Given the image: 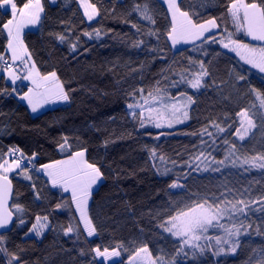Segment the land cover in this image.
Wrapping results in <instances>:
<instances>
[{"label":"trees","instance_id":"16d2710c","mask_svg":"<svg viewBox=\"0 0 264 264\" xmlns=\"http://www.w3.org/2000/svg\"><path fill=\"white\" fill-rule=\"evenodd\" d=\"M24 2L17 0L19 6ZM229 2L183 0L181 10L188 11L197 22L216 17L220 24L215 32L217 40L225 38L227 42V34L232 33L234 39L250 44L243 33H235L227 13ZM89 3L95 4L98 16L86 24L78 12L77 0H57L54 6L44 0L38 28L22 35L37 70L42 75L55 71L64 89L71 93L68 104L33 117L20 101L21 92L19 97L15 96L13 86L0 75V153L18 148L23 153L22 159L33 165V169L27 168L30 180L18 174L19 170L8 175L13 188L10 208L19 204L23 212L17 213L12 208L14 224L3 235L5 240L0 246L16 253L21 264H106L95 259L92 249L96 247L120 252L119 259L109 264H127L129 257L133 258L145 244L153 258L163 257L168 264H260L264 260V212L258 209L264 203L260 201L264 197V168L251 170L228 165L222 166L221 172L197 170L189 175L187 165L199 164L203 168L195 156L205 149L201 139L208 145L212 139L207 134L201 137L193 133H201L205 126L216 138L215 150L212 147L205 150V156L211 159L223 160L228 154L225 138L237 145L244 144L236 153L242 159L264 154V124L260 120L264 108L257 98V93L264 94V76L220 43L199 41L172 51L166 39L171 29L170 18L159 0H89ZM145 6L152 20L144 18ZM10 18V13L0 8V28ZM95 30H100L99 38ZM84 32L92 33L91 39ZM6 35L0 30V54L5 57ZM59 35L65 37V42L58 39ZM141 41L139 47L134 46ZM72 44L78 45L75 53L70 51ZM189 58L204 61L210 73L205 77L208 87L199 92L187 86L181 88L196 101L190 109V121L168 130L157 129L153 124L141 128L139 120H133L127 110V104L132 102L130 93L136 91L139 99L140 88L146 94L153 90L157 80L161 81V87L166 86L162 71L168 68L181 71L188 67ZM193 70H199L198 63ZM239 76L245 79L239 80ZM170 92L175 95L177 90ZM241 109L256 113L252 117L256 127L244 142L231 135L239 127L236 113ZM213 120L223 127L234 126L226 136L212 127ZM63 137H67L69 146L62 152L58 145ZM152 148L166 158L159 172L150 159ZM81 149H86V160L95 163L103 173L102 182L89 199L88 215L97 229L93 239L84 235L69 195L53 188L35 170ZM172 161L177 162L176 167ZM164 167L172 170L161 174ZM173 181L184 187L170 188ZM225 188L235 190L236 197L243 198L253 209L235 224L227 219L221 221L229 228H240L234 244L236 251L224 249L215 255L218 249L214 239L211 248L207 247L206 239L200 244L205 246L202 253L196 247L178 252L182 242L172 238L161 225L189 203V197L219 194ZM57 204L66 207L56 209ZM37 215H47L50 227L39 238L25 235ZM70 222L79 236L64 235L63 228ZM224 233L222 229H210L204 236ZM8 259L0 252V264H8Z\"/></svg>","mask_w":264,"mask_h":264},{"label":"snow or ice","instance_id":"6c2138e0","mask_svg":"<svg viewBox=\"0 0 264 264\" xmlns=\"http://www.w3.org/2000/svg\"><path fill=\"white\" fill-rule=\"evenodd\" d=\"M55 3V0H52ZM77 2L84 9V16L89 22L93 21L94 17L98 15L95 4L89 3V0H77ZM163 3L168 5V11L171 14L172 26L168 32V38L171 40L173 47L181 43H195V41H201L204 43H220L222 48L229 51H233L240 57L246 64L251 65L253 68L258 69L261 73H264V46L259 48L242 43L238 39L233 38L232 33H228L226 40L221 38L217 40V33H213V29H220V24L216 17L209 18L203 22H197L190 16L188 11L181 10V4L183 0H163ZM10 6L11 18L7 22L2 24L0 30L7 33V49L11 52V63L5 60V56L0 54V62H3V67L0 68V72L6 74L11 80L13 91H17L15 88L17 81H29L31 86L24 92L20 99L27 101L31 111L35 113L44 104L51 102L52 100L68 101L69 94L64 90L63 85L59 82L57 74L52 71L46 75H42L36 68L35 62L29 64L32 60L31 54L28 52L27 46L22 38L23 30L28 26H37L42 19V13L44 12V6L42 0H26L22 6H19L17 0H0V8ZM91 10V11H89ZM139 11V7L137 9ZM147 6L144 8V18L152 20L150 15H147ZM227 13L230 15L236 29L243 30L247 36L254 41L264 42V0L257 3L256 0L252 2H245V0H230L227 5ZM154 23V21H153ZM136 27V25H133ZM153 33H149L152 35ZM207 34V35H206ZM83 35L92 37V33L84 32ZM97 38L100 37V30H95ZM58 39L63 43L65 37L59 35ZM141 42H137L134 46L139 47ZM78 45L72 44L70 51L75 53ZM19 62V65L17 64ZM198 63L199 70H193V66ZM23 66V70H26V74L21 76L19 71L22 70L20 66ZM171 72V75L167 73ZM210 75L209 71L205 67L204 61H195L189 58V65L187 68L173 72L171 68L162 71V80L166 82V86L161 87V81L157 80L153 86L152 91H148L145 94V89L140 88L139 99L136 98V91L130 93L132 102L127 104V110L133 120H139L141 128H145L147 124H153L155 128L161 129L163 127L172 128L174 124H182L189 117V109L195 105L196 101L193 95L188 94L186 90H181L182 86H187L195 92L208 87L205 77ZM173 76L178 79H173ZM239 80H244V76H239ZM170 89H176L177 92L173 95ZM253 92L256 90L253 89ZM257 98L260 100V107L264 108V94L257 93ZM256 113H250L248 109H241L236 113L239 118V127L235 128V132L231 133L237 137L241 142L245 141V138L249 136L252 128L256 127L253 122V116ZM228 118L226 117L225 120ZM261 123L264 124V116L260 117ZM218 133H224L226 136L229 134V130L234 126L228 124L227 127L221 126L214 120L210 122ZM164 133H160L163 135ZM207 134L212 139V144L208 145L207 141L201 139L202 145H205V149L201 150L200 154L195 156V160L204 164L203 168L199 167V164L193 166L188 164L190 169L189 175L192 171H213L221 172V166L227 167L228 162L231 159L232 167H236L239 162L241 165L245 163L252 164L254 167L264 168V163L255 164L256 160L264 161V154L255 157H245L244 160H240V157L236 155L239 148L244 146L243 143L237 145L235 142L228 139H224L223 143L228 146V154L223 160H215L213 157L211 163H206L208 157L205 156V150L207 147H212L215 150L216 138L212 132L205 126L201 133H193V135ZM159 137H157L158 139ZM63 142L58 145L60 151H64L69 146L67 137L62 138ZM18 148H9L7 153H0V229L7 228L13 219L14 212H23V208L19 204L12 205V208L8 206L9 196L12 194V182L9 179L8 173L19 170L18 174L23 175L25 179H31L28 174L27 166L22 159H17L15 153L19 152ZM86 149L73 151L67 159L53 161L49 164L40 165V169H43L44 175L48 177L49 182L53 188H60L63 192H71V202L75 206L76 212L79 214V223L83 225L84 231L88 237H92L97 233V229L93 224L92 219L88 215V197L93 189L94 185H97L98 181H102L103 173L95 163H90L85 159ZM23 157V153H20ZM9 157L5 159L4 157ZM36 154L33 153V159ZM204 157V160H201ZM150 159L153 161V166L160 171V164L166 162V158L162 154H158L155 148L150 149ZM159 161V163H157ZM187 163V162H186ZM174 167L177 166L176 161H172ZM213 165H216L213 167ZM40 169H35L39 171ZM172 169L167 167L163 168L161 174H167ZM35 188V185H33ZM170 188H183L184 186L173 181L169 185ZM243 193L240 196L243 197ZM232 197V199H229ZM189 203L176 210L175 215L169 216L161 227L164 231L171 233V235L182 238L181 247L178 252H182L185 245H189L192 240L199 241L201 236L208 233L210 229H222L227 237L238 236L240 234V228H229L225 224L221 223L222 220H229L235 224L239 220L240 216H245L253 210L249 203L243 198H237L235 190L231 188H225L224 191L212 193L205 196H197L196 198L189 197ZM260 201H264V197L260 198ZM260 201H253L252 203H259ZM66 207L65 204H57L56 209ZM260 212H264V203L258 209ZM48 216L37 215L35 222L29 228V233H35L36 236H40L42 232L50 227L48 223ZM24 221L21 219L20 224ZM63 233L68 236L70 233H76L79 236L78 229L74 227L71 222L65 228ZM186 237V238H185ZM207 247H212V240H215V244L219 246V250L214 254L219 255L224 251L222 245L229 243L227 238L221 236H207ZM5 237L0 235V245H3ZM121 245H117V248ZM202 253L205 250V246L194 245ZM95 252L96 257H101L107 260L109 257L119 256L120 252L116 249L109 250L108 247L100 249L96 247L92 249ZM231 251L235 252L236 248L232 247ZM0 252H3L9 257L8 264H21L19 256L16 253H9L8 250L0 246ZM144 253L148 260V264H168L163 261V257H152L149 253L148 246L145 244L143 247L138 248L136 255ZM132 260V257H129ZM260 264H264V260L260 261Z\"/></svg>","mask_w":264,"mask_h":264},{"label":"rangeland","instance_id":"374dc122","mask_svg":"<svg viewBox=\"0 0 264 264\" xmlns=\"http://www.w3.org/2000/svg\"><path fill=\"white\" fill-rule=\"evenodd\" d=\"M159 1L161 2V4H163V5L165 6V8H166L167 11H168V5L165 4V3H163V0H159ZM56 2H57V0H55V3H53L52 0H46V3H48V4L51 5V6L56 5ZM42 3H44V0H42ZM77 7H78V12H79V14L81 15V17H82V19H83V22H85L86 24H89V21H88L87 18L84 16V9L81 7V5H80L78 2H77ZM1 10H2V11H8V12L10 13V15H11V9H10V6H6L5 8H1ZM89 11H91V10H89ZM41 15H42V14H41ZM168 15H169L170 22H171V26H172V18H171V14L169 13V11H168ZM97 16H98V15H97ZM97 16L94 17L93 21L97 18ZM231 20H232V19H231ZM91 22H92V21H91ZM91 22H90V23H91ZM232 25H233V27H234V29H235V33H237V34H238V33H243V34H244L245 38L250 42L249 45L255 46V47H257V48H259V47H261V46H264V42H262V41H254V40H252L249 36H247L243 30H239V31H238V30L236 29L235 24L233 23V21H232ZM38 26H39V24H38L37 26H28V27H26V28L23 30V32H22L21 35H24L27 31H35V30L38 28ZM170 30H171V29H170ZM212 31H213V33H215V32H217V29H213ZM6 34H7V33H6ZM206 35H207V34H206ZM6 36H7V35H6ZM22 38H23V36H22ZM166 39H168L169 45H170L172 51H174V52H177V51H179V50H181V49H183V48L185 49V48H187V47H189V46H192V45H194L195 43H198V42H199V40H198V41H195V43H187V44H185V43H181V44H178V45H176L175 47H173L171 40H169V38H168V35H167V38H166ZM226 50H227V49H226ZM228 51H229V50H228ZM6 52H7V55H8L7 57L10 59V61H8V62L11 63V52L7 49V47H6ZM230 52H232V53H234V55H236L235 52H233V51H230ZM236 57H238L239 60L242 61L245 65L251 67L252 69H254V70H256L257 72H259L260 74H262V76H264V73H261L258 69L253 68L251 65L246 64L243 60L240 59L239 56L236 55ZM31 63H32V60L29 61V64H31ZM17 64L19 65V62H17ZM20 68H21L22 70H20L18 74L21 75V76L25 75V74H26V70H23V66H22V65L20 66ZM3 74H4V73H3ZM47 74H48V73H47ZM4 75L6 76V74H4ZM45 75H46V74H45ZM57 78H58V76H57ZM6 79H7V81H8L7 83L10 84V85H12L11 80H10L7 76H6ZM58 79H59V78H58ZM59 82H60V80H59ZM60 83H61V82H60ZM12 86H13V85H12ZM23 86H24L25 88H28V87L31 86V83H30L29 81H17V82H16V85H15V87H17V91L13 92L15 96H18V97H19V92H21V94H23L24 92L27 91V89L24 90V91H22V90H23V88H22ZM64 90H65V89H64ZM65 91H66V90H65ZM66 92H67V91H66ZM67 93L69 94V100H68V101L52 100L51 102L44 104V105H43L40 109H38L35 113H33V112L31 111V109H30L29 106H27V107H28L27 109L29 110L30 114H31L33 117H35V116H37V115H39V114H41V113H43V112H45V111H47V110L54 109V108H57V107H62L63 105H66V104H68V103L71 101V93H70V92H67ZM20 101H21L22 103H26V104H27V101H24V100H21V99H20ZM27 105H28V104H27ZM190 109H191V107H190ZM190 109H189V117H190ZM188 121H190V118H189L188 120H186V121H185L184 123H182V124H174L173 127H177V126L184 125V124L188 123ZM173 127H172V128H173ZM163 128H165V129H167V130H168V129H172V128H168V127H166V126L163 127ZM7 159H8V158H7ZM65 159H67V158H65ZM85 159H86V158H85ZM231 159H235V157H232ZM231 159L229 160L228 165H231ZM63 160H64V159H63ZM201 160H204V157H201ZM211 160H212V159L208 157L207 161H205V162H206V163H211ZM240 160H244V159L240 158ZM260 163H264V161H260V160H256V161H255V164H257V165L260 164ZM201 165H202V167H204V164L201 163ZM215 166H216V165H213V167H215ZM236 166H237V167H241L242 169H243V168H249V169H251V170L259 169V168H260V167H258V166H257V167H254V166H252V164H249V163H245V164H242V165H241L239 162L237 163ZM221 167H222V166H221ZM15 171H18V170H14V171L8 173L7 175H10L11 173H14ZM39 171H40L41 174L46 178V181L49 182L48 177H47L46 175H44V173H43V169H40ZM101 182H102V181H98L97 185H94V186H93V189L91 190V192H90V194H89V197H88V206H89V203H90V200H89V199H91V193L97 189V187L99 186V184H100ZM49 183H50V182H49ZM50 185H51V183H50ZM51 186H52V185H51ZM58 189H60V188H58ZM60 191L63 192L62 189H60ZM63 193H65V192H63ZM65 194H68V195H69V197H70V201H71V192H67V193H65ZM71 203H72V202H71ZM72 206H73V209H74L73 211H75L76 216H77V219H78V221H79V220H80L79 214L76 212L75 206H74L73 204H72ZM79 224H80V223H79ZM80 226H81V229L83 230L84 235L86 236L87 239H93V238H95L96 234H94L92 237H88V236H87V233L84 231L83 225L80 224ZM46 229H47V228H46ZM46 229L42 232V234H41L40 236H36L35 233H29L28 236H33V237L39 238V237H41V236L45 233ZM167 233L171 235V233H169V232H167ZM238 236H239V235H238ZM238 236L227 237V234L224 233L221 237L227 238L230 242H229V243H225V244H223V245H222L223 249H226L227 251L232 252V251H231V248L234 247L235 241H236V239H237ZM173 237L179 239V240L182 242V238H180V237H176V236H173V235H172V238H173ZM185 238H186V237H185ZM205 240H206V237H205L204 235H202V236H201V239H200L199 241H197V240H192V241L190 242V244H189V245H185L183 249L194 248V245H200V244L203 243ZM214 245H215V247L219 250V246H217V245L215 244V240H214ZM116 250H117V249H116ZM118 252H119V251H118ZM223 252H224V251H223ZM223 252H221V253H223ZM94 257H95V259H96L97 261H99V262H104V263H106V264H109V263L114 262V261H116V260L119 259V256H115V257H109L107 260H104V259L101 258V257H96L95 252H94ZM127 264H148V260H147V258L145 257V254H144V253H140L139 256L135 255V256L132 258V260H128V263H127Z\"/></svg>","mask_w":264,"mask_h":264},{"label":"water","instance_id":"95a60500","mask_svg":"<svg viewBox=\"0 0 264 264\" xmlns=\"http://www.w3.org/2000/svg\"><path fill=\"white\" fill-rule=\"evenodd\" d=\"M12 195H13V188H12V194L9 196V199H8V206L9 207L11 205ZM13 224H14V216H13V219H12V221L10 222V224H9V226L7 228L0 229V235H4V234L9 233L11 231L12 227H13Z\"/></svg>","mask_w":264,"mask_h":264},{"label":"built area","instance_id":"2783aa9c","mask_svg":"<svg viewBox=\"0 0 264 264\" xmlns=\"http://www.w3.org/2000/svg\"><path fill=\"white\" fill-rule=\"evenodd\" d=\"M5 60L8 62V59H6V57H5ZM2 67H3V62H0V68H2ZM1 74H2V72H0V75H1ZM15 157H16L17 159H22V157H21V155H20L19 152H16V153H15ZM8 158H9V157H8ZM22 161L26 164V166H27L28 169H33V165H32V163H31V161H28V159H25V158H23Z\"/></svg>","mask_w":264,"mask_h":264},{"label":"crops","instance_id":"0c3cea01","mask_svg":"<svg viewBox=\"0 0 264 264\" xmlns=\"http://www.w3.org/2000/svg\"><path fill=\"white\" fill-rule=\"evenodd\" d=\"M7 56H8V55H7V52H6V58H8ZM8 61H10V59H9V58H8ZM3 76H4V79H5V81H6V82H8V81H7V79H6V76H5L4 74H3ZM8 85H10V84H8ZM10 86H12V85H10ZM13 87H14V86H13ZM22 88H23V90H22V91H24V90L28 89V88H25L24 86H23ZM24 104H25L26 106H28L26 103H24ZM27 108H28V107H27Z\"/></svg>","mask_w":264,"mask_h":264}]
</instances>
